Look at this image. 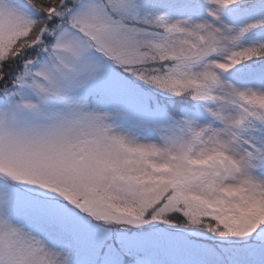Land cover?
<instances>
[{
    "label": "snow or ice",
    "instance_id": "6c2138e0",
    "mask_svg": "<svg viewBox=\"0 0 264 264\" xmlns=\"http://www.w3.org/2000/svg\"><path fill=\"white\" fill-rule=\"evenodd\" d=\"M0 264H264V0H0Z\"/></svg>",
    "mask_w": 264,
    "mask_h": 264
}]
</instances>
